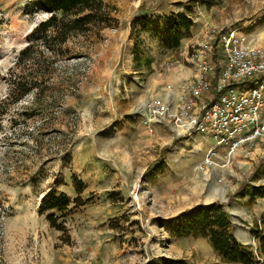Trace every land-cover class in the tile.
Instances as JSON below:
<instances>
[{"label":"rangeland","instance_id":"rangeland-1","mask_svg":"<svg viewBox=\"0 0 264 264\" xmlns=\"http://www.w3.org/2000/svg\"><path fill=\"white\" fill-rule=\"evenodd\" d=\"M41 1L0 0V264H240L177 230L214 206L232 217L239 241L256 245L264 138L207 165L209 140L168 120L150 128L144 116L192 66L210 23L262 43L264 0H110L115 24L62 48L35 32L50 15ZM157 13L173 33L152 22ZM180 14L187 24L176 23ZM212 60L225 64L222 48ZM50 189L72 200L58 219L65 229L49 221L55 209H42Z\"/></svg>","mask_w":264,"mask_h":264},{"label":"built area","instance_id":"built-area-1","mask_svg":"<svg viewBox=\"0 0 264 264\" xmlns=\"http://www.w3.org/2000/svg\"><path fill=\"white\" fill-rule=\"evenodd\" d=\"M149 17L161 30L168 25L164 14ZM219 47L226 62L218 68L212 56ZM189 61L197 67L196 80L184 89L175 109L150 100L146 126L168 120L181 133L210 139L207 165L252 149L264 138V41L246 42L231 25L210 23ZM212 91L209 101L198 102V95Z\"/></svg>","mask_w":264,"mask_h":264},{"label":"trees","instance_id":"trees-1","mask_svg":"<svg viewBox=\"0 0 264 264\" xmlns=\"http://www.w3.org/2000/svg\"><path fill=\"white\" fill-rule=\"evenodd\" d=\"M41 2L49 10L50 15L39 23L35 32L42 31L44 42L48 47H52L49 44V37L52 38L51 40H58L57 44L62 48L71 36L82 34L92 37L98 35L102 29L115 24L116 6L110 0H42ZM182 22L187 24L186 17L180 14L176 23L181 25ZM49 31H53V34H49ZM166 31L173 33V27L168 25ZM175 43H179L178 38H175ZM30 49L31 46L28 45L22 52H28ZM74 189L78 193L85 191V184L81 178H75ZM48 191L42 200V209L44 211L55 209L57 212L49 214L48 219L53 227L65 229L58 219L62 214L68 213L72 200L65 192L55 189ZM251 231L255 236V246L239 241L233 231V221L229 213L211 206L200 207L190 220L178 228L177 233L182 236L207 237L212 247L227 262L257 264L264 261V220L262 223L255 221Z\"/></svg>","mask_w":264,"mask_h":264},{"label":"crops","instance_id":"crops-1","mask_svg":"<svg viewBox=\"0 0 264 264\" xmlns=\"http://www.w3.org/2000/svg\"><path fill=\"white\" fill-rule=\"evenodd\" d=\"M191 65L192 66H189L188 69L180 71L178 72V74L175 75L176 83L174 84V86H172L169 92H167L168 98L164 101L165 105L167 104L168 106H170V104H172L175 99L178 100L181 98V95H183L184 89L190 85V84L187 85L184 83L186 80L190 79L192 83L196 80L195 76L197 74V67L196 65H193L192 62H191ZM213 95H214L213 91L204 92L202 96L199 95L198 102L202 103L203 101H209ZM206 139L207 141L209 140L211 142L210 139L208 138Z\"/></svg>","mask_w":264,"mask_h":264},{"label":"bare ground","instance_id":"bare-ground-1","mask_svg":"<svg viewBox=\"0 0 264 264\" xmlns=\"http://www.w3.org/2000/svg\"><path fill=\"white\" fill-rule=\"evenodd\" d=\"M221 192V191H220ZM221 194H222V192H221Z\"/></svg>","mask_w":264,"mask_h":264}]
</instances>
